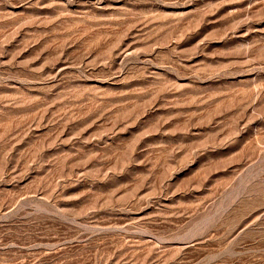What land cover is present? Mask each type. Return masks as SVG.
<instances>
[{"label": "rangeland", "instance_id": "obj_1", "mask_svg": "<svg viewBox=\"0 0 264 264\" xmlns=\"http://www.w3.org/2000/svg\"><path fill=\"white\" fill-rule=\"evenodd\" d=\"M0 264H264V0H0Z\"/></svg>", "mask_w": 264, "mask_h": 264}]
</instances>
